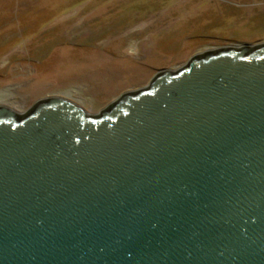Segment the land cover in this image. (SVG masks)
<instances>
[{
	"label": "water",
	"instance_id": "water-1",
	"mask_svg": "<svg viewBox=\"0 0 264 264\" xmlns=\"http://www.w3.org/2000/svg\"><path fill=\"white\" fill-rule=\"evenodd\" d=\"M0 264H264V42L96 113L0 105Z\"/></svg>",
	"mask_w": 264,
	"mask_h": 264
},
{
	"label": "rangeland",
	"instance_id": "rangeland-1",
	"mask_svg": "<svg viewBox=\"0 0 264 264\" xmlns=\"http://www.w3.org/2000/svg\"><path fill=\"white\" fill-rule=\"evenodd\" d=\"M264 40V0H0V105L96 113L204 49Z\"/></svg>",
	"mask_w": 264,
	"mask_h": 264
},
{
	"label": "flooded vegetation",
	"instance_id": "flooded-vegetation-1",
	"mask_svg": "<svg viewBox=\"0 0 264 264\" xmlns=\"http://www.w3.org/2000/svg\"><path fill=\"white\" fill-rule=\"evenodd\" d=\"M259 42H264V40H261V41H259ZM198 53V52H197Z\"/></svg>",
	"mask_w": 264,
	"mask_h": 264
}]
</instances>
